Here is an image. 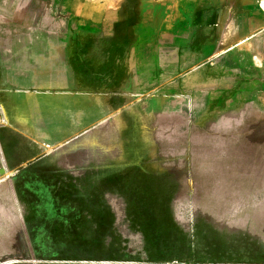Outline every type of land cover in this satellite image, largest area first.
Here are the masks:
<instances>
[{
    "label": "crops",
    "instance_id": "0c3cea01",
    "mask_svg": "<svg viewBox=\"0 0 264 264\" xmlns=\"http://www.w3.org/2000/svg\"><path fill=\"white\" fill-rule=\"evenodd\" d=\"M26 1L36 4L0 7V211H39L34 195L41 202L55 195L57 204H64L59 196L87 195L90 211L105 213L112 237L131 228L144 241L128 213L164 202L175 228L168 242H192L180 219L190 229L204 227V262L258 264V2ZM138 197L149 203H134ZM8 226L0 243L14 245L18 225Z\"/></svg>",
    "mask_w": 264,
    "mask_h": 264
},
{
    "label": "rangeland",
    "instance_id": "374dc122",
    "mask_svg": "<svg viewBox=\"0 0 264 264\" xmlns=\"http://www.w3.org/2000/svg\"><path fill=\"white\" fill-rule=\"evenodd\" d=\"M179 1L187 2V4H181L182 7H187L191 6L190 3L201 0ZM256 1L258 6L264 10V0ZM27 2L26 0H13L9 3V0H0V7L10 6L17 11H25L28 10V6L31 8L33 4H36ZM35 191L39 192L37 189L28 190L30 193ZM66 192H71V190L66 189ZM32 197L34 202L37 200L36 206L40 208L39 211L26 212L18 207L16 211H0V232L2 233L0 240L8 237L9 224L16 222L18 225L16 244L0 243V264H218L204 262V237H198L201 232H204V227L190 229L185 227L184 220L178 219L177 222L181 223L184 229L192 231V242L177 243L171 247L160 245L159 249L155 248L153 252H150L149 244L145 243V239L143 241L141 235L136 234L131 228H118L117 238H96L94 227L89 225L88 213H80L78 221L77 205L79 204L75 197H58L64 203L63 206L68 209L64 212L60 211L61 204L57 210L55 195H49L48 202L46 198L41 202L39 196ZM44 208L47 210L43 211ZM73 209L78 212H74ZM195 214L188 211H177L176 213L179 217H193ZM62 222L65 223V227H62ZM97 239L100 241L96 242ZM118 240L121 243H118ZM174 247L176 250L173 249ZM261 257L262 260L257 262L258 264H264V254Z\"/></svg>",
    "mask_w": 264,
    "mask_h": 264
},
{
    "label": "trees",
    "instance_id": "16d2710c",
    "mask_svg": "<svg viewBox=\"0 0 264 264\" xmlns=\"http://www.w3.org/2000/svg\"><path fill=\"white\" fill-rule=\"evenodd\" d=\"M73 197V196H70ZM77 201H78V210H79V217L77 218L78 221L80 219V213L84 212V213H88V216L90 217V221L89 224H93V225H98L97 228L94 227L95 232L94 235L96 236V238H101V237H112L111 236V229L106 227V220L105 218V213L103 211H90V202L88 199V196H74ZM146 200L144 201V203H149V199H147V197H138L134 200V203H136L137 201H141V200ZM64 201V200H63ZM163 201V200H162ZM57 204V203H56ZM103 200L99 199V201L97 202L96 205H98L97 207L99 208L100 206L103 207ZM81 205V207H80ZM147 205V204H146ZM145 208L147 209L148 207H152V206H146ZM60 203L57 204V210H59ZM158 207L155 206V208ZM94 208V207H93ZM95 209V208H94ZM157 209V208H156ZM68 209L65 208L63 206V204H61V212L67 211ZM74 212H78L77 210L73 209ZM172 213L168 211V205H165L164 202H162L159 206V210H155V211H145V212H129L128 216L132 217V221L133 223H138L140 225L139 227V231L143 233L144 235V239H145V243L149 244L151 251L153 252V250L159 249L160 245H168V247H171L172 242H168V241H172V238L174 239V232H175V228H174V224H173V220H172ZM63 221V220H62ZM61 222V221H60ZM73 222H75L73 220ZM61 224H64V222H62ZM70 224V223H69ZM68 225V224H67ZM103 229V230H102ZM181 239V238H180ZM183 239V238H182ZM177 240H179L177 238ZM100 240L97 239L96 242H99ZM179 244H188V243H182L179 242ZM155 245H159V246H155ZM177 245V244H175Z\"/></svg>",
    "mask_w": 264,
    "mask_h": 264
},
{
    "label": "built area",
    "instance_id": "2783aa9c",
    "mask_svg": "<svg viewBox=\"0 0 264 264\" xmlns=\"http://www.w3.org/2000/svg\"><path fill=\"white\" fill-rule=\"evenodd\" d=\"M1 119H2V117H1V114H0V122H1Z\"/></svg>",
    "mask_w": 264,
    "mask_h": 264
}]
</instances>
